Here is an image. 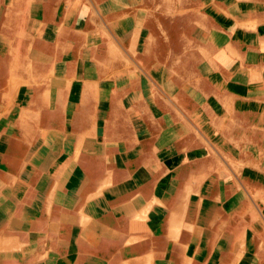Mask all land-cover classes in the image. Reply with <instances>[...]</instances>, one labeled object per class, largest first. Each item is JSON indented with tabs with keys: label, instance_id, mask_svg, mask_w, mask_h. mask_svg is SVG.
I'll return each mask as SVG.
<instances>
[{
	"label": "rangeland",
	"instance_id": "rangeland-1",
	"mask_svg": "<svg viewBox=\"0 0 264 264\" xmlns=\"http://www.w3.org/2000/svg\"><path fill=\"white\" fill-rule=\"evenodd\" d=\"M5 1L3 4L0 0L4 7L0 11V50L3 46L6 50L0 60L22 70L32 66L36 75L50 69L49 48L42 47L40 38L29 40L25 34L29 7L35 19L44 18L41 24L34 23L43 37L52 36L55 25L65 31L70 25L67 36L57 32L55 26L53 55L54 62L65 60L60 44L66 42L75 82L91 78L93 74L87 67L99 58L106 60L114 81H134L127 94L136 92L141 100L154 106L155 116L169 118L170 126L181 125L196 138L190 152L202 150L214 165L202 176L189 180L187 195L217 209L213 228L241 215L239 209L245 200L246 208L255 211V218L246 224L247 236L254 231L253 225H264V0ZM26 32L34 35L29 28ZM12 80L0 66V135L8 139L21 132L20 115L30 108L22 88H30L41 96L49 90L53 75L43 77L38 88L33 87V82L16 81L10 86ZM202 82L208 85L207 90H200ZM113 86L109 80L101 85L105 91V100L99 104L101 122L109 113L113 94L125 102ZM188 91H200L198 99L191 100ZM63 93L62 89L57 90L55 104L62 101ZM91 108L88 105L86 109ZM137 113L144 117L146 111L137 108ZM99 118L82 123L92 125ZM36 123L31 127V137L36 135L31 140L32 152L19 156L15 167L0 161V185L13 192L9 198L0 192V207L9 204V233L24 236L21 245L9 251L14 254L6 257L14 256V261L22 262L25 254L32 253L38 255L39 264H86L98 255L78 239H83L90 223L101 217L94 213L79 220L83 203L74 197V192L83 177L80 161L66 144L49 150L46 142L51 126L67 139L72 134V123L67 118L53 125ZM159 128L160 125L151 126L149 130L155 132ZM168 133L173 140V134ZM137 136L133 132L116 142ZM98 140L105 143L102 135H98ZM143 142L149 143L147 138ZM5 153L0 143V155ZM164 174L155 178L149 203L156 201ZM43 180L50 185L46 186ZM88 185L92 200L104 195L95 185ZM178 214L175 222L176 214L166 220L175 224L181 220ZM147 221L152 222V214ZM104 230H95L100 240ZM156 233L153 228L152 235ZM115 238L118 241L119 235L115 234ZM220 238L218 231L212 252L220 249ZM191 248L187 250L190 259L202 260L198 249ZM170 251L167 249L159 259L168 260ZM3 252L0 250V255ZM260 259L257 251L248 246L241 249L238 260L228 264H261ZM205 261L213 264L210 257L205 256ZM185 264L192 262L186 260Z\"/></svg>",
	"mask_w": 264,
	"mask_h": 264
},
{
	"label": "crops",
	"instance_id": "crops-1",
	"mask_svg": "<svg viewBox=\"0 0 264 264\" xmlns=\"http://www.w3.org/2000/svg\"><path fill=\"white\" fill-rule=\"evenodd\" d=\"M6 2L2 0L3 4ZM1 8L2 10L4 8L2 4L0 11ZM28 18L25 34L29 40L32 37L40 38L42 47L49 48L50 69L36 75V70L32 69V66L24 67L22 70L12 63H4L3 60H0V66L4 75L13 79V82L9 83L10 86L19 81L23 84L33 82V87L38 88L42 78L50 74L53 75V80L49 90L41 96L36 95L30 88H22V94L28 96L30 100V108L20 115L21 128L18 131L21 132L12 139L0 135L1 147L6 152L0 155V161L15 167L18 165L19 156L32 152L31 140L36 135L31 137V127L37 126L36 122H39L40 126L42 123L53 125L66 118L70 120L72 134L67 139L62 131L51 126L46 142L49 150L54 146L66 144L80 161L83 177L74 192V197L83 203V215L79 220L84 221L94 213L101 217L100 220L90 223L83 239H78L79 243L89 245L98 255L90 258L86 264H185L186 260L192 264H208L205 256L210 257L213 264H228L238 260L241 249L248 246L257 251L261 257L260 263L264 264V225L262 223L253 225L254 231L247 236L246 224L255 218V211L246 208V200L239 209L241 215H236L229 223L213 228V217L217 209L212 205L202 204L201 200L188 198L186 185L189 180L197 175L202 176L214 165L204 157L202 150L190 152L191 145L196 142L192 133L181 125L170 126L169 118L155 116L154 106L141 100L136 92L127 94V89L134 85V81L128 78L114 81L110 77V70L105 66L106 60L99 58L97 63L87 67L93 74L91 78L75 82L73 80L75 72L69 60L70 51L66 42L60 44V52L65 60L54 62L53 55L52 40L56 33L55 28L57 27V32L67 36L71 32L70 25L67 31L60 28L61 25H55L53 35L43 37L34 23L41 24V19L44 18L35 19L30 7ZM66 19L65 17L61 23L63 24ZM27 28L34 35H28ZM5 50L4 46L1 47V56ZM26 80L28 82H25ZM107 80L114 84L113 91L127 102L126 118L132 125L133 132L138 135L133 140L122 138V141L115 144L116 138L105 131V123L101 122V119L92 125L84 124L88 122L85 119L74 120V116L79 114L83 106L82 102L77 100L78 87L89 83L101 86ZM60 89L64 92L62 101L55 104V93ZM68 103L71 105L67 106ZM39 107L41 108L38 110ZM137 108L145 109L144 117L138 115ZM161 108H164V105H161ZM104 119L109 122L113 118L107 113ZM157 125L161 126L158 131L145 136L143 131L145 128ZM168 132L173 134V140L169 138ZM98 135H102L105 143L98 140ZM146 138L148 144L143 142ZM160 174L165 175V181L158 189L156 201L149 203L154 180ZM43 182L46 186L50 185L45 180ZM88 184L95 185L104 195L92 200V188ZM105 187L108 188L102 191ZM0 192L8 198L13 193L2 188V185ZM9 211V204L0 207V250L4 251L0 255V264H39L36 263L38 255L32 253L25 254L22 262L14 261V256L6 257L7 254L13 253L9 252L11 249L20 246L24 240V236L15 237L9 233ZM178 213L181 214V220L174 224L179 217ZM150 214L152 222L149 224L147 218ZM173 214H176L173 219L175 221H167L166 218ZM98 228L105 229L102 232V240L95 235ZM153 228L157 229L155 235H152ZM218 231H221L220 249L212 252ZM115 234L119 235L118 241ZM170 239L173 240L170 242ZM195 243L197 245L194 247L198 249L197 253H200L202 260L198 258L191 260L187 255V250L194 248ZM169 248L170 258L159 259ZM247 260L251 263L250 258Z\"/></svg>",
	"mask_w": 264,
	"mask_h": 264
},
{
	"label": "bare ground",
	"instance_id": "bare-ground-1",
	"mask_svg": "<svg viewBox=\"0 0 264 264\" xmlns=\"http://www.w3.org/2000/svg\"><path fill=\"white\" fill-rule=\"evenodd\" d=\"M208 88L209 87L205 84V82L201 83L200 90H207ZM187 93V96H189L191 100L194 101H196V99H198L197 97L200 95V91L199 94L190 91H188ZM77 99L82 102L83 109H80L79 114L74 116L75 121L85 119L88 120V122H91L100 117L99 104L100 102L102 104V102L105 100V91L101 86L87 84L83 85L80 89V93H77ZM110 103L111 107L109 108V113L112 115L113 119L109 122L103 120L105 123L104 129L116 138V142L119 138L127 137L132 134L133 129L131 128V124L130 127L128 126L129 120H127L126 118L127 102L121 101L119 98H117V96L113 94V96L110 97ZM88 105L92 106L90 110L86 109ZM124 125H126L125 128H122L121 126ZM143 131L145 132V134L151 133L149 127L145 128Z\"/></svg>",
	"mask_w": 264,
	"mask_h": 264
}]
</instances>
